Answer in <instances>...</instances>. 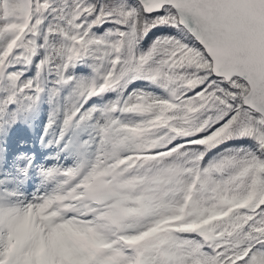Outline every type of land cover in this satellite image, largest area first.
Masks as SVG:
<instances>
[{"label": "snow or ice", "instance_id": "snow-or-ice-1", "mask_svg": "<svg viewBox=\"0 0 264 264\" xmlns=\"http://www.w3.org/2000/svg\"><path fill=\"white\" fill-rule=\"evenodd\" d=\"M0 264H264V0H0Z\"/></svg>", "mask_w": 264, "mask_h": 264}, {"label": "rangeland", "instance_id": "rangeland-1", "mask_svg": "<svg viewBox=\"0 0 264 264\" xmlns=\"http://www.w3.org/2000/svg\"><path fill=\"white\" fill-rule=\"evenodd\" d=\"M45 120L46 115L42 112L32 124H25L18 127L13 135L21 141V147L38 148L42 152L51 153L52 149L42 148L39 144V136L43 132V124ZM30 139L32 140V143L30 142Z\"/></svg>", "mask_w": 264, "mask_h": 264}]
</instances>
